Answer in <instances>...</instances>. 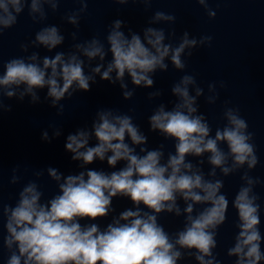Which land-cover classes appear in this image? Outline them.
Wrapping results in <instances>:
<instances>
[{
	"label": "clouds",
	"instance_id": "1",
	"mask_svg": "<svg viewBox=\"0 0 264 264\" xmlns=\"http://www.w3.org/2000/svg\"><path fill=\"white\" fill-rule=\"evenodd\" d=\"M62 2L0 0V37L17 24L26 7L32 22L41 24L48 19V11L56 13ZM73 2L80 5L79 9L63 19L77 30L71 33L72 40L77 41L80 19L87 12L89 0ZM112 2L143 4L147 11L153 0ZM195 2L210 19L215 18L209 0ZM175 21V15L158 10L148 20L149 26L136 32L116 19L103 40L94 35L73 43L68 52L55 51L41 57L33 51L6 62L0 60V114L12 110L11 105L4 104V98L21 102L29 98L35 105L42 102L40 91L46 90L44 101L62 115L61 101L77 92H90L97 77L118 85L126 101L134 97L137 88H155L157 72H167L169 63L184 72L186 58L194 49L211 46V36L197 39L184 31L173 43L177 39L174 29L166 33L164 28L151 26ZM64 41L60 28L53 24L41 27L34 39L19 47L23 53L41 47L51 53ZM219 86L226 85L221 81ZM207 91L205 95L195 75L185 73L171 86L175 98L169 101L171 107L159 103L148 117V131L174 142V151L166 152L165 143L149 148L148 136L133 115L100 108L90 127L77 128L65 138L64 149L73 162H79L81 171L64 175L49 166L33 173L39 180L46 171L56 182L58 191L50 199L45 200L41 186L30 180L19 191L14 205L5 204L0 183V236L2 250L7 251L6 264H178L185 258L194 259L196 264H221L214 250L230 206L222 191L223 178L237 173H241L242 184L231 200L237 231L226 254L235 258L234 264L264 262L260 196L255 191L262 181L250 175L260 162L255 134L248 130L239 108L227 106L229 101H225L222 115L225 123L213 134L207 116L199 110L198 99L203 96L206 103L215 104L219 99L216 83H209ZM162 95L163 91L156 89L147 93V99L155 101ZM49 127L52 136L44 130L41 139L51 143L62 135V129ZM189 157L196 158V163ZM97 161L106 162L112 171L87 167ZM205 163L210 166L207 173ZM22 179L19 166L13 168L9 183L16 185ZM115 198L128 199L132 207L112 215L102 228L98 221L115 212ZM162 214L183 217V227L167 231L160 223Z\"/></svg>",
	"mask_w": 264,
	"mask_h": 264
}]
</instances>
